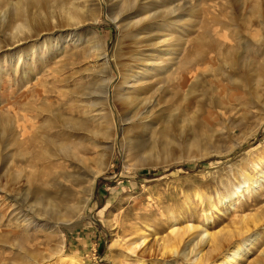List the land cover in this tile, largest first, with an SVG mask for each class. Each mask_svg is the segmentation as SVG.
<instances>
[{
	"label": "rangeland",
	"instance_id": "1",
	"mask_svg": "<svg viewBox=\"0 0 264 264\" xmlns=\"http://www.w3.org/2000/svg\"><path fill=\"white\" fill-rule=\"evenodd\" d=\"M45 1L0 0V121H13L10 151L22 155L15 179L0 159V264H223L237 246L232 264H264V0H166L172 25L141 43L146 30L134 38L95 0ZM16 2L58 32L11 35ZM165 39L156 58L171 61L143 71L138 48ZM227 48L242 65L220 83L212 70ZM24 119L43 138L35 146L22 144ZM34 187L57 220L35 213Z\"/></svg>",
	"mask_w": 264,
	"mask_h": 264
},
{
	"label": "bare ground",
	"instance_id": "2",
	"mask_svg": "<svg viewBox=\"0 0 264 264\" xmlns=\"http://www.w3.org/2000/svg\"><path fill=\"white\" fill-rule=\"evenodd\" d=\"M45 1V0H44ZM46 3H49L47 0L45 1ZM91 2V1H89ZM86 3V2H84ZM95 3H98L100 4V6H106L107 7V11H110V14L111 16L113 15H116L113 18L114 22H119L121 20H123L124 24L120 25V28H122V30L126 31L127 33L129 32L134 38H136L137 36L136 35H141L143 34V32L146 30L147 31V34H145V36H142L140 37L139 39L137 38V40L141 42H150L151 40H153L154 38H157L160 33H157L153 28L154 26L157 24V23H160L162 20L163 21H166V22H170L171 24L169 26L172 25V20L174 19L173 15H176V10L174 9H171V3H169L168 1L166 0H119V2L116 4V7H110L109 5V0H95ZM14 9H15V20L17 21V24L13 30V33L11 35H16V34H21L23 32H26L27 31V39H30V38H38L40 36L41 33L45 32V33H49L51 31V28L50 26H47L45 24H43L42 26H34V25H31V20L30 18H28V15L27 14H24V16L22 17L21 16V13L23 12L22 11V5L21 3L19 2H16V3H12L11 4ZM99 6V7H100ZM30 7V6H29ZM33 7V5L31 6ZM42 8V7H41ZM259 8V7H258ZM113 9V11H112ZM1 10V9H0ZM75 10H78V8H69L68 11V19L69 18H72L74 17L75 13L74 11ZM118 11L117 14L115 11ZM35 13H33V16L34 17ZM262 15V14H261ZM259 15L258 13V16L260 17V19L262 18V16ZM4 17V18H3ZM0 18H3V19H0V22L4 21L5 19V15H4V12L0 11ZM14 20V21H15ZM175 22V21H174ZM34 23V22H32ZM35 24V23H34ZM259 26H263L264 24V19H262L261 21L259 20L258 22ZM4 26V25H3ZM25 28H27V30L25 31ZM58 31H53V32H50V35H54L55 33H57ZM129 34V35H130ZM128 36V35H127ZM252 36V35H251ZM17 39L15 40L13 43H15V45L17 46H20V45H23V43L26 41V39ZM63 38V37H62ZM159 39V38H158ZM58 40V39H57ZM173 40V39H172ZM165 42V43H164ZM170 40L169 39H165L163 40L162 42H158V43H154V46L155 47V50L154 51H150L148 50L152 45H148L146 44L143 49V52L142 51H139L140 49L138 48V50L136 51V54L137 55H141L143 56V60H141V64L144 66L145 69H143V71H146L148 68H152L156 65H159V64H162V63H168L169 61H171L169 58L168 59H164L162 60L160 63L157 61V58L158 57V54H157V50L162 47V43L163 45L164 44H167L169 43ZM132 43V42H131ZM263 43V42H262ZM12 44V43H11ZM59 44V43H57ZM208 44V43H207ZM214 45V44H213ZM223 45V44H222ZM208 46V45H207ZM223 48V46H222ZM232 48V47H231ZM220 49V48H218ZM228 49V48H227ZM244 49V48H242ZM221 50V49H220ZM229 50V49H228ZM228 50H225L227 53H225L224 51V55H223V58L221 59V65L219 67H216L214 66L212 70L214 74H212V77L216 78V81L217 82H220L223 80L226 81V73L224 72L225 69H234V67L236 68V65H240L242 63L241 60H239V56L237 55L235 49L232 50L230 49L229 52ZM139 52V54H138ZM173 52V51H172ZM156 54V55H155ZM214 54V53H213ZM27 55V54H26ZM28 55H31L30 53H28ZM27 55V56H28ZM103 55V54H102ZM11 57H14V58H11L12 61L13 60H17V62H15L16 64V68L13 70V71H16L17 67H18V60L19 59H22V55L20 54V52L18 53H15L13 55H10ZM212 56V55H211ZM210 56V57H211ZM215 56V55H214ZM104 58H106V56L103 55ZM208 57V58H210ZM216 58V56H215ZM156 59V61L154 60ZM9 60V59H8ZM214 58L211 59L210 58V61L213 62ZM217 61V60H216ZM219 61V60H218ZM254 63V62H253ZM242 65V64H241ZM264 67V66H263ZM109 67L107 65H105V69L101 70V72L108 76L109 79L107 81H103L102 83V88H103V97H104V100H105V103L107 105V108H110L111 110H113V105H112V98H111V94H112V88L110 86V78L111 75H110V71L108 69ZM244 69V68H243ZM12 70V69H11ZM235 70V69H234ZM182 72V71H181ZM188 73V72H187ZM178 76V75H177ZM183 76V74H182ZM186 76V75H185ZM244 76V75H243ZM135 76L133 74H130L129 76H126L123 80V83L122 84H128V82H125V81H128V79L131 80V78H134ZM229 78V77H228ZM175 79V78H174ZM189 79V78H188ZM186 80V79H185ZM228 80V79H227ZM233 79H229L230 82H232ZM195 83V82H193ZM230 84V83H229ZM119 85V84H118ZM218 85H220L218 83ZM93 87V86H92ZM117 87V86H116ZM196 87V86H195ZM216 87V86H215ZM94 88V87H93ZM223 88V87H222ZM118 90V88H116ZM211 90V89H210ZM225 90V89H224ZM212 91V90H211ZM49 92V91H48ZM209 92V91H207ZM215 93V92H214ZM223 93V92H222ZM225 94V93H224ZM205 95V93H204ZM229 95V94H227ZM226 95V96H227ZM210 96V95H209ZM208 97V96H207ZM225 98V97H224ZM209 100H211V97L209 98ZM183 103V102H182ZM181 106V104H180ZM208 106V105H207ZM183 107V106H182ZM185 107V106H184ZM209 107V106H208ZM39 108V106H38ZM106 108V107H105ZM181 108V107H180ZM27 109V108H26ZM40 109V108H39ZM204 109V108H203ZM225 110V109H224ZM27 111V110H26ZM48 111V110H47ZM182 111V110H181ZM196 111V110H195ZM44 113V112H43ZM197 113V112H196ZM195 113V114H196ZM213 113V112H212ZM203 114V113H202ZM216 114V113H215ZM27 116V115H26ZM25 118V116H24ZM18 119V118H17ZM216 120V119H215ZM57 121V120H56ZM196 121V120H195ZM13 121H8L5 119V121H0V148L1 149H4L6 150L7 152L3 153V154H0V159L2 161V170L4 168H6V175H10L9 177L11 178H16V175L14 173H16V170L13 168L14 165V161L16 159V157H19V156H22V155H19V152L18 153H11L10 150H12V147L13 145H16V140H18L16 138V133H15V128L13 126V124L11 123ZM18 122V121H17ZM197 122V121H196ZM32 121L30 119H24V126L21 125V130H23V134L21 136V141H22V144H26L29 146L33 145L35 142L37 141H43V138H39V136H30V132L28 131V127H31L32 126ZM215 125V124H214ZM62 127V126H61ZM19 128V127H18ZM50 129V128H49ZM216 132H217V129H216ZM232 133V132H231ZM205 134V133H204ZM16 138V139H15ZM20 141V142H21ZM19 142V141H18ZM50 141H48L49 143ZM19 144V143H18ZM36 144H34L35 146ZM21 146V145H20ZM27 149V148H26ZM29 149V148H28ZM10 151V152H9ZM23 151H25L23 149ZM3 152V151H2ZM31 153H32V150H31ZM25 154V153H24ZM35 155H33L35 158L39 159L37 157V152L34 153ZM37 154V155H36ZM24 156V155H23ZM27 156V155H26ZM29 156V155H28ZM31 157V156H30ZM29 157V158H30ZM33 157V158H34ZM35 161V160H34ZM7 166V167H6ZM31 167H34L36 165H31ZM29 166V167H30ZM9 167H10V170H9ZM12 170V171H11ZM32 177V176H30ZM19 183V182H17ZM23 189V188H22ZM20 190V189H19ZM1 191V190H0ZM31 195H30V200L33 201V203L31 204H34V205H38V207H35V213L37 212H43V214L45 215H48V217H50V219L52 220H57V216H58V212H56L54 209L51 208V205H52V199L49 195V193H44V192H41L37 187H34L31 189L30 191ZM28 198V196H27ZM12 201H14L15 203H18L20 207H22L23 205H26L27 206V199H23L21 198V195L18 194V193H14L13 195V198H12ZM23 204V205H22ZM30 207H28L29 209H32V205H28ZM34 209H32L33 211ZM40 220H44V221H49V219L46 218V216H40L39 217ZM53 225L57 226V222L54 223ZM206 235V237L209 239L207 242H210V240L212 239L211 238V235L207 232L204 233ZM255 241V240H254ZM253 241V242H254ZM250 243V244H253ZM145 243V240L142 239V242H136L134 244V247L133 248H130V250L132 251L133 249H136L138 247H140L141 245H143ZM212 243V242H211ZM133 246V245H132ZM129 248V247H128ZM238 246L235 248V250H232L228 256L224 257L223 259V264H232L234 261L236 262L237 260H239V258L241 257V251L238 249ZM201 259V257L199 258V260ZM65 262V261H64ZM63 264H66L64 263Z\"/></svg>",
	"mask_w": 264,
	"mask_h": 264
},
{
	"label": "trees",
	"instance_id": "3",
	"mask_svg": "<svg viewBox=\"0 0 264 264\" xmlns=\"http://www.w3.org/2000/svg\"><path fill=\"white\" fill-rule=\"evenodd\" d=\"M148 172H149V174H151L150 171H148ZM101 183H102V180H98L97 184L99 185V184H101Z\"/></svg>",
	"mask_w": 264,
	"mask_h": 264
}]
</instances>
